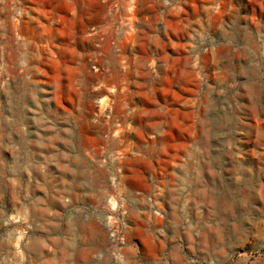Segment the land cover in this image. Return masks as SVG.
I'll use <instances>...</instances> for the list:
<instances>
[{"label":"rangeland","instance_id":"rangeland-1","mask_svg":"<svg viewBox=\"0 0 264 264\" xmlns=\"http://www.w3.org/2000/svg\"><path fill=\"white\" fill-rule=\"evenodd\" d=\"M0 264H264V0H0Z\"/></svg>","mask_w":264,"mask_h":264}]
</instances>
